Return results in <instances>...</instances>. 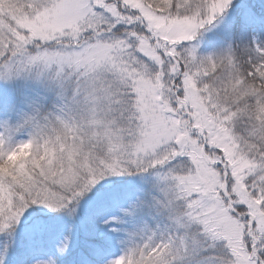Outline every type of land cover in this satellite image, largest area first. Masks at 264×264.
I'll return each instance as SVG.
<instances>
[{
  "label": "snow or ice",
  "instance_id": "snow-or-ice-1",
  "mask_svg": "<svg viewBox=\"0 0 264 264\" xmlns=\"http://www.w3.org/2000/svg\"><path fill=\"white\" fill-rule=\"evenodd\" d=\"M0 264H264V0H0Z\"/></svg>",
  "mask_w": 264,
  "mask_h": 264
},
{
  "label": "rangeland",
  "instance_id": "rangeland-1",
  "mask_svg": "<svg viewBox=\"0 0 264 264\" xmlns=\"http://www.w3.org/2000/svg\"><path fill=\"white\" fill-rule=\"evenodd\" d=\"M87 213H88V209H87V207L85 208V215H87Z\"/></svg>",
  "mask_w": 264,
  "mask_h": 264
}]
</instances>
